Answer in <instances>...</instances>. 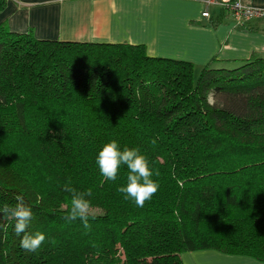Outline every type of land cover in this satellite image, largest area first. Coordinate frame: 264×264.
I'll return each instance as SVG.
<instances>
[{"label": "trees", "instance_id": "obj_1", "mask_svg": "<svg viewBox=\"0 0 264 264\" xmlns=\"http://www.w3.org/2000/svg\"><path fill=\"white\" fill-rule=\"evenodd\" d=\"M113 139L160 172L143 207L117 191L126 166L115 182L99 172ZM69 178L93 190L90 230L64 219ZM17 195L33 211L27 231L46 240L25 251L0 213V264H183L208 249L264 262V56L197 69L142 44L43 40L0 24V208Z\"/></svg>", "mask_w": 264, "mask_h": 264}, {"label": "crops", "instance_id": "obj_2", "mask_svg": "<svg viewBox=\"0 0 264 264\" xmlns=\"http://www.w3.org/2000/svg\"><path fill=\"white\" fill-rule=\"evenodd\" d=\"M0 24L37 39L142 44L152 57L235 65L264 56V18L237 20L207 0H0ZM264 8V0H241ZM208 16L203 17L202 13ZM183 264H264L215 250L181 255Z\"/></svg>", "mask_w": 264, "mask_h": 264}, {"label": "clouds", "instance_id": "obj_3", "mask_svg": "<svg viewBox=\"0 0 264 264\" xmlns=\"http://www.w3.org/2000/svg\"><path fill=\"white\" fill-rule=\"evenodd\" d=\"M152 143L155 144V140ZM96 164L103 178L113 182L117 180L121 166L127 167V183L125 186H119L117 191L124 194V199H131L137 207H143L145 202L151 200L159 189V184L153 176L158 177L160 172L150 167L148 158L141 153L139 148L125 146L121 150L118 141L113 139L102 146L97 154ZM63 190L71 194L70 210L64 219L68 222L79 219L84 228L90 230L89 219L96 218L92 211L91 201L88 199L93 195L92 188L79 191L72 186L69 178ZM15 200L14 206L4 204L0 208V213L15 221L14 232L16 236L22 237L20 247L28 252H36L45 242L46 235L40 231L34 233L27 231L33 219V211L26 205L22 195H17Z\"/></svg>", "mask_w": 264, "mask_h": 264}, {"label": "built area", "instance_id": "obj_4", "mask_svg": "<svg viewBox=\"0 0 264 264\" xmlns=\"http://www.w3.org/2000/svg\"><path fill=\"white\" fill-rule=\"evenodd\" d=\"M210 3L218 4L221 7L229 9L232 16L237 20H251L264 18V8L252 7L244 4L241 0H207ZM203 17L208 13L203 12Z\"/></svg>", "mask_w": 264, "mask_h": 264}, {"label": "rangeland", "instance_id": "obj_5", "mask_svg": "<svg viewBox=\"0 0 264 264\" xmlns=\"http://www.w3.org/2000/svg\"><path fill=\"white\" fill-rule=\"evenodd\" d=\"M219 66H223V67H225L224 65H219ZM232 66H234V65H229V66H227V67H232ZM92 211H93L94 213H96V212H98L99 210L96 209V208H92Z\"/></svg>", "mask_w": 264, "mask_h": 264}]
</instances>
